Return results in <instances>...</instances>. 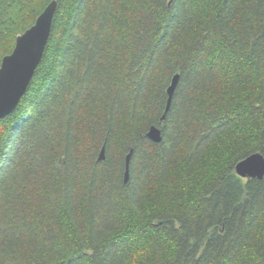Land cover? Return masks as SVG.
<instances>
[{
    "label": "trees",
    "instance_id": "trees-1",
    "mask_svg": "<svg viewBox=\"0 0 264 264\" xmlns=\"http://www.w3.org/2000/svg\"><path fill=\"white\" fill-rule=\"evenodd\" d=\"M52 1L0 0V66ZM56 1L0 122V264H264L235 171L264 156V0Z\"/></svg>",
    "mask_w": 264,
    "mask_h": 264
},
{
    "label": "water",
    "instance_id": "water-1",
    "mask_svg": "<svg viewBox=\"0 0 264 264\" xmlns=\"http://www.w3.org/2000/svg\"><path fill=\"white\" fill-rule=\"evenodd\" d=\"M57 8L58 3L53 0L37 18L35 24L17 37L12 53L5 56L2 60L0 66V122L17 110L26 94L42 61L51 35ZM180 78L181 76L177 74L168 89V102L163 119L166 118L171 108ZM147 138L155 144H160L163 140L162 130L156 126L151 127L147 133ZM105 152L104 147L99 156L100 162L106 160ZM132 153L127 158L125 183H128L130 177ZM236 173L243 179L262 180L264 178V156L260 153H255L239 162L236 166Z\"/></svg>",
    "mask_w": 264,
    "mask_h": 264
},
{
    "label": "bare ground",
    "instance_id": "bare-ground-1",
    "mask_svg": "<svg viewBox=\"0 0 264 264\" xmlns=\"http://www.w3.org/2000/svg\"><path fill=\"white\" fill-rule=\"evenodd\" d=\"M237 166V165H236ZM235 171H236V168H235ZM237 174V173H236Z\"/></svg>",
    "mask_w": 264,
    "mask_h": 264
}]
</instances>
